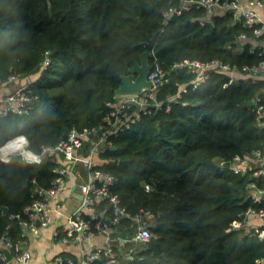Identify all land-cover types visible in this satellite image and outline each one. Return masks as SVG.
I'll return each instance as SVG.
<instances>
[{
    "label": "trees",
    "instance_id": "1",
    "mask_svg": "<svg viewBox=\"0 0 264 264\" xmlns=\"http://www.w3.org/2000/svg\"><path fill=\"white\" fill-rule=\"evenodd\" d=\"M178 5L175 0H0V86L10 77L37 74L27 85L37 96L30 112L0 113V147L21 135L38 153L40 145H55L71 129L98 125L116 103L121 77L158 33L149 63L164 73L153 93L160 106L140 111L98 158L97 168L114 177L111 193L120 206L130 215L143 210L155 216L154 237L132 260L118 256L114 264H256L264 258V238L233 223L257 206L244 196L246 175L222 162L264 144V124L255 122L248 106L263 82L240 78L229 84L226 75L212 72L193 89L188 69L173 67L213 59L238 67L256 64L264 58L259 49L249 52V42L233 46L241 33L252 38L256 26L243 25L229 12L202 21L200 9L164 18ZM46 57L50 63L43 68ZM51 159L0 160V237L24 239L11 216L31 202L35 188H47L55 179Z\"/></svg>",
    "mask_w": 264,
    "mask_h": 264
},
{
    "label": "built area",
    "instance_id": "2",
    "mask_svg": "<svg viewBox=\"0 0 264 264\" xmlns=\"http://www.w3.org/2000/svg\"><path fill=\"white\" fill-rule=\"evenodd\" d=\"M175 1H178V7L170 8L164 12V18L167 19L174 14L179 15L182 11L200 9L203 21L210 15L229 12L231 18L242 21L243 25L256 26L252 29V38L241 33L235 36L233 44L249 42V52H254L257 48L260 50V55L264 54V16H261L259 12L264 10V0ZM49 63L50 59L46 57L43 68ZM173 67L188 69L192 74L190 85L193 89L204 84L212 72L226 75L229 84L240 78L250 80L252 83L262 81V88L251 100V110L255 122L259 125L264 124V58L256 64L243 65L242 67L224 63L219 59L206 62L192 60L175 64ZM12 79L13 77H10L8 81ZM146 80L151 83L149 89L143 90L140 94H123L124 98L110 105L111 109L102 117L98 125L80 131L71 129L65 138L55 145H40L38 153L28 149V143L24 136H16L13 139L24 137L21 148L28 151L30 156L25 157L18 150L5 157H0L1 161L8 162L13 156L21 155L23 161L27 163H41L43 158L52 156L51 162L54 164L55 179L47 188H35L31 195V202L19 214L12 215L11 218L18 220L23 238L26 235H37L42 228L54 227L53 235L59 242L78 246L80 254L77 258L57 256L54 264H114L118 256L132 260L139 253L141 245L154 237L150 227L155 216L151 212L143 210L134 215L127 213L120 206L118 197L111 193L114 177L97 168L100 164L99 153L111 146L112 137L118 136L131 123L139 119L140 111L148 112L147 107L158 108L160 106V103L153 100L154 91L164 80V73L157 64L151 65ZM181 91H184V88ZM177 97L178 95L172 99ZM36 100L37 96L30 94L27 86H22L14 92L0 97V113L2 115L27 114L33 108ZM134 104L138 105V109ZM79 149L80 153H77ZM228 161L230 162L229 168L233 173L246 175L248 181L244 187V196L252 205L257 206L256 208L248 207L243 213L244 220L235 221L233 228H239L250 214H255L260 223L257 226H248V228L252 235L263 239L264 144L247 154H236ZM76 164L82 165L85 179L77 180L74 183L79 191V203L74 210L67 214L65 202L62 201L60 194L64 187V178L69 173L79 172L75 167ZM145 190H150V187L145 185ZM122 220H128L129 225L121 224ZM118 226L127 229L125 239L121 240L113 235L114 229ZM96 234H100L104 238L102 247L95 248L93 240ZM118 239H120L121 245L115 251L113 241L116 242ZM0 242L3 249L8 250L11 255V260L8 261L3 251H0L2 264L29 263L31 256L29 251L24 248V239L14 242L8 237H0ZM124 244H128L130 249L121 252L120 248ZM256 264H264V258L257 260Z\"/></svg>",
    "mask_w": 264,
    "mask_h": 264
},
{
    "label": "crops",
    "instance_id": "3",
    "mask_svg": "<svg viewBox=\"0 0 264 264\" xmlns=\"http://www.w3.org/2000/svg\"><path fill=\"white\" fill-rule=\"evenodd\" d=\"M260 15L264 16V10H260ZM37 74H32L26 77L17 78L14 77L12 80L8 81L6 84L0 86V97L4 94H9L14 92L15 90L21 88L22 86H27L31 82H33L36 78ZM124 98L123 94H117L116 101H119ZM21 136V135H19ZM8 153V152H7ZM7 153H1L4 156ZM11 154V153H9ZM78 173H69L64 178V187L60 194L62 201L65 202L66 210L65 212L68 214L72 210H74L79 203V191L74 185L77 180L85 179V173L83 168L77 169ZM62 221V220H60ZM155 224V219L152 222V226ZM54 227L42 228L40 229L37 235H26L24 238V248L27 249L30 253V261L28 264H54V260L57 256H61V254L67 253L72 255L74 258L79 256V248L75 245H65L59 242L53 235ZM127 234V229L123 226H118L114 229L113 235L122 239H125ZM103 236L100 234H96L93 242L95 243V248L103 246ZM113 241V249L117 251L119 249V245H121V241ZM120 241V243H119ZM122 251H127L130 249L128 244H124L120 248ZM3 246L0 242V251H3ZM62 257V256H61ZM11 264H15L12 262Z\"/></svg>",
    "mask_w": 264,
    "mask_h": 264
},
{
    "label": "water",
    "instance_id": "4",
    "mask_svg": "<svg viewBox=\"0 0 264 264\" xmlns=\"http://www.w3.org/2000/svg\"><path fill=\"white\" fill-rule=\"evenodd\" d=\"M35 28H39V24L35 26ZM158 33L154 34V36L144 43L145 50L139 54L138 61L134 62L133 66L128 69V73L121 77V84L116 90V94H140L143 90L149 89L151 87V83L146 80V76L151 68V64L149 63V58L155 56V53L152 51L153 44L156 40ZM235 44H233L234 46ZM166 77V76H165ZM136 109H138V105L134 104ZM248 106H252V102L248 103ZM70 121L73 122V115L70 117ZM77 153H80V149L77 150ZM48 158H43V161H46ZM12 161L22 162L23 158L21 155H16L11 158ZM127 162L120 161L119 165L123 166ZM224 166L229 168L230 162L226 161ZM2 213L5 214L7 212V208L5 206L1 207ZM166 213H161L159 216H163ZM241 220H244L245 215H240ZM4 255L8 261L11 260V255L8 250H3Z\"/></svg>",
    "mask_w": 264,
    "mask_h": 264
},
{
    "label": "bare ground",
    "instance_id": "5",
    "mask_svg": "<svg viewBox=\"0 0 264 264\" xmlns=\"http://www.w3.org/2000/svg\"><path fill=\"white\" fill-rule=\"evenodd\" d=\"M24 137H17V138H15V139H13V140H10V141H8V143H6V144H4V145H2L1 147H0V154L1 153H7L6 155H8L9 153H12V152H15V151H18V150H20V152L22 153V155L23 156H25V157H27V156H30V154H29V152L28 151H26V150H23L21 147H22V145H23V143H24V139H23ZM1 155H3V154H1ZM5 155V156H6ZM4 156V157H5Z\"/></svg>",
    "mask_w": 264,
    "mask_h": 264
},
{
    "label": "rangeland",
    "instance_id": "6",
    "mask_svg": "<svg viewBox=\"0 0 264 264\" xmlns=\"http://www.w3.org/2000/svg\"><path fill=\"white\" fill-rule=\"evenodd\" d=\"M76 169H81L82 165L81 164H76L75 165ZM260 223V220L257 218V216L255 214H250L245 222H243L244 225H246L247 227H252V226H257Z\"/></svg>",
    "mask_w": 264,
    "mask_h": 264
}]
</instances>
